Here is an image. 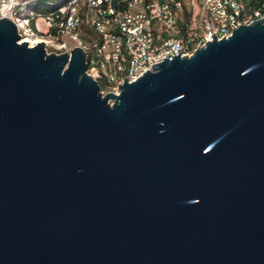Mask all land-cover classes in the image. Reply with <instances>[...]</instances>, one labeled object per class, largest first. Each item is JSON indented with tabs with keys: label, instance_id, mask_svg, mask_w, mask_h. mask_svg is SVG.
Returning <instances> with one entry per match:
<instances>
[{
	"label": "water",
	"instance_id": "95a60500",
	"mask_svg": "<svg viewBox=\"0 0 264 264\" xmlns=\"http://www.w3.org/2000/svg\"><path fill=\"white\" fill-rule=\"evenodd\" d=\"M213 36L103 94L0 18V264H264V17Z\"/></svg>",
	"mask_w": 264,
	"mask_h": 264
},
{
	"label": "built area",
	"instance_id": "2783aa9c",
	"mask_svg": "<svg viewBox=\"0 0 264 264\" xmlns=\"http://www.w3.org/2000/svg\"><path fill=\"white\" fill-rule=\"evenodd\" d=\"M41 2L0 0V18L14 20L23 36H41L49 52L80 45L103 94H119L126 76L135 80L168 54H193L214 31L221 39L264 17V0H55L32 9Z\"/></svg>",
	"mask_w": 264,
	"mask_h": 264
},
{
	"label": "rangeland",
	"instance_id": "374dc122",
	"mask_svg": "<svg viewBox=\"0 0 264 264\" xmlns=\"http://www.w3.org/2000/svg\"><path fill=\"white\" fill-rule=\"evenodd\" d=\"M52 1H55V0H43V2H41V3H32V6H33V8L32 9H37V10H43V9H46V8H48L49 6H50V3L52 2ZM26 12L24 11L23 12V15L25 14ZM40 23H41V25H42V27H45V22H44V19H41L40 20ZM48 50H50V51H53V49L51 48V47H49L48 46Z\"/></svg>",
	"mask_w": 264,
	"mask_h": 264
},
{
	"label": "bare ground",
	"instance_id": "6f19581e",
	"mask_svg": "<svg viewBox=\"0 0 264 264\" xmlns=\"http://www.w3.org/2000/svg\"><path fill=\"white\" fill-rule=\"evenodd\" d=\"M22 40H27V41H29L30 43H32V42H39V41H41V40H43L44 41V39L41 37V36H39V35H36V36H34V37H31L30 35H27V36H23L22 37Z\"/></svg>",
	"mask_w": 264,
	"mask_h": 264
}]
</instances>
